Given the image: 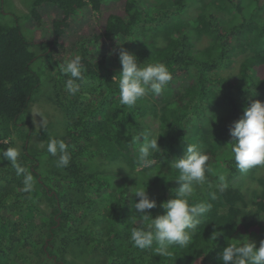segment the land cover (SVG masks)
Listing matches in <instances>:
<instances>
[{"label":"trees","instance_id":"16d2710c","mask_svg":"<svg viewBox=\"0 0 264 264\" xmlns=\"http://www.w3.org/2000/svg\"><path fill=\"white\" fill-rule=\"evenodd\" d=\"M197 2L201 7L193 24L175 20ZM169 4L152 13L151 4L140 0H34L26 15L14 16L13 25L0 23V153L16 148L15 139L23 140L19 163L34 181L32 190L24 191L23 175L0 158V264H76L77 255L83 264H221L219 253L227 242L249 237L259 247L264 240V179L250 196L233 186L231 179L242 172L229 144V127L243 115L250 91H256L252 99L264 102V0ZM20 22L32 36L24 35ZM145 28L154 29L165 45L156 48L150 40L140 62L164 63L172 79L160 95L149 93L154 103L139 100L128 109L119 100L121 65L110 53L118 51V43L129 51ZM193 34L209 43L195 48ZM76 55L85 79L80 92L70 95L60 65ZM40 59L51 101L65 119L64 134L52 137L69 147L71 160L65 168H58L57 157L46 150L51 137L38 153L29 151L32 137L39 134L29 109L42 84L33 68ZM235 62V74H218ZM149 112L159 123L162 151L153 152L150 168L136 171L142 142L135 137L145 131L141 120ZM186 143L204 146L208 181L215 185L224 175L228 187L220 193L206 184L189 197L212 208L186 248L174 246L165 256L154 251L155 244L135 248L130 233L141 225L132 207L138 202L134 193L147 184L157 202L152 216L163 214L160 204L179 187L178 172L169 161L183 156ZM98 158L117 162L118 168L120 161L126 164L130 173L119 190H114L115 177L121 172L98 165ZM211 191L217 192L215 201ZM212 235H218L214 241Z\"/></svg>","mask_w":264,"mask_h":264},{"label":"clouds","instance_id":"9594fccd","mask_svg":"<svg viewBox=\"0 0 264 264\" xmlns=\"http://www.w3.org/2000/svg\"><path fill=\"white\" fill-rule=\"evenodd\" d=\"M124 44V43H123ZM119 44V49H113L110 55H117L121 69L119 72V100L121 106L132 109L137 102L149 93L160 95L172 79V74L167 65L162 62L139 63V57ZM60 71L68 77L64 87L70 95L80 92L81 83L85 79L82 59L79 55L67 60L60 65ZM250 103L243 110V115L229 127L231 136V153L236 167L241 172H247L256 166H264V102L252 99L256 91H250ZM160 136L149 131L139 133L135 141L143 140L139 148L137 165L139 168H150L153 165V152L162 151L158 145ZM47 152L57 157L56 166L65 168L71 160L68 145L62 139L51 138L47 142ZM19 151L9 147L0 153V158L7 159L18 175H23L24 191L30 192L33 188V176L19 163ZM209 155L202 144H187L183 156L169 161L171 169L178 172L175 181L179 187L172 189V196L160 204L163 214L155 217L151 209L157 207V202L147 192V184L135 191L134 207L140 227H133L130 241L133 247L140 250L150 249L155 244L154 251L161 255H168L172 247L186 248L192 234L201 222V218L208 213L212 204L204 201H190L196 186L208 185L215 187L223 193L228 185L226 177L219 175L217 183L213 185L208 181L206 173L211 172L208 166ZM126 170V169H125ZM133 176V175H132ZM136 177V176H134ZM138 179V177H136ZM210 199L215 201L216 191L210 192ZM147 223V227H145ZM218 233V232H213ZM218 235H212L213 241ZM247 237V236H246ZM221 264H264V240L259 247L249 237L245 240L234 239L219 253Z\"/></svg>","mask_w":264,"mask_h":264},{"label":"rangeland","instance_id":"374dc122","mask_svg":"<svg viewBox=\"0 0 264 264\" xmlns=\"http://www.w3.org/2000/svg\"><path fill=\"white\" fill-rule=\"evenodd\" d=\"M34 0H0V23L7 24V25H13L14 24V16H24L28 13V11L31 8V5ZM170 0H140V3L145 5L146 3L151 4V12H158L159 10L163 8H167L170 6L169 4ZM171 3V2H170ZM201 3L197 2L193 5H190L184 12H178V16L175 17L176 19H179L178 17H181L184 20H187L190 22V24L194 23V19L197 17L199 14ZM222 7V6H221ZM3 9V10H2ZM175 10V8H172ZM6 13H3V12ZM10 13V14H9ZM263 16H264V12ZM7 14V15H5ZM12 14V15H11ZM21 14V15H19ZM220 16L227 18L226 14H220ZM21 29L24 33V35L28 38L27 34H31L32 32L27 31L23 29V23L20 22ZM138 39L136 40L135 44L133 45L132 48H130V52L135 53L139 57V63L140 62V57H143V54L147 51V48L145 46L147 45L146 43L150 42L152 40L154 42V46L156 48H162L164 47V39L161 37V35L156 34L154 29H141L138 31ZM145 42H144V41ZM191 41L194 45L195 48L201 49L204 48L208 43L209 39L208 38H200L197 39V37L193 34L191 36ZM41 50L40 48L35 49L32 48L31 51H39ZM41 51L37 52L40 53ZM40 59L36 61L33 64L34 70L38 73H40V76L42 78V84L39 89V91L34 95L33 97V104L31 105L30 110V116H31V122L34 125V129L39 132L38 135L33 136L32 138L34 139L33 146L30 148V153H38L39 149L42 148L45 145V139L47 137H56V136H61L65 132V119L63 117V114L58 111L53 102L51 101V89L49 82L47 80V72L43 71L45 68L43 64H41ZM145 62V61H144ZM239 62H235L231 67L229 68H223L221 71H219L218 74H220L223 77H229L232 74H235L238 70ZM40 71V72H39ZM42 71V72H41ZM46 75V76H45ZM145 101H151L153 102V98L151 97L150 94L146 95L144 98H141L140 101L143 102ZM142 122V128L145 129V131L151 132L153 135H157L159 132V123L153 118L152 112L146 113V116L141 120ZM143 131H140V133ZM16 140V148L18 149L19 153L23 151V140L15 139ZM143 143V140H141ZM141 145L137 147L138 154H139V148ZM103 159L98 158L97 163L98 165H106L107 168L113 167L117 171L121 172L119 173V177H115V188L114 190H119L120 186H122L124 179L123 176L130 173L126 164L123 161H120L121 168H118L117 162H114L113 164H107L109 162L102 161ZM123 167V169H122ZM136 171H140L142 168H139L138 165L135 167ZM110 169V168H108ZM114 169H110L111 171ZM126 169V170H125ZM113 174V172H109L107 174L108 177H110ZM264 179V167L263 166H256L249 171L242 172L239 175L235 176L233 179H231V184L235 187H238L243 194H247L250 196L253 191H258L260 190V180ZM196 188H201L204 189L206 188V184L203 186H196ZM194 193V192H193ZM252 240V239H251ZM253 241V240H252ZM77 261L76 264H83L84 259L83 257L77 255L76 256Z\"/></svg>","mask_w":264,"mask_h":264}]
</instances>
